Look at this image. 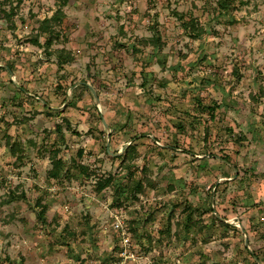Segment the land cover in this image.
<instances>
[{"label":"rangeland","instance_id":"1","mask_svg":"<svg viewBox=\"0 0 264 264\" xmlns=\"http://www.w3.org/2000/svg\"><path fill=\"white\" fill-rule=\"evenodd\" d=\"M57 9L46 48L41 23ZM216 102L213 115L199 105ZM73 159L93 173H67ZM131 176L152 184L117 206ZM255 253L264 264V0H0V264H257Z\"/></svg>","mask_w":264,"mask_h":264},{"label":"trees","instance_id":"2","mask_svg":"<svg viewBox=\"0 0 264 264\" xmlns=\"http://www.w3.org/2000/svg\"><path fill=\"white\" fill-rule=\"evenodd\" d=\"M230 4V0H221V5L223 7H227ZM64 11L62 9H57L52 16L47 17L45 19H43L42 23H41V31L42 32H48L49 35L46 38V48H49L52 45L53 39H54V32L55 30L53 29L54 25L61 20L62 16L64 15ZM185 25L188 28L190 34H192V36L194 37H199L204 33V27L202 25H199L196 17L191 16L188 19H186L185 21ZM32 40L34 43L36 44H40L39 41V35L36 34V36L32 37ZM57 55L60 59H64L65 61H70L73 59L72 56V51L70 49H66L65 47L59 48L57 49ZM199 105H202L205 110L210 111V113H212L215 110L216 107L220 106L221 103H214V104H204V103H200ZM18 148V145H14V151L15 148ZM134 145L129 144V146H127V148L125 149L124 153L126 154V156H133L134 152ZM82 150H80V155H82ZM60 153V147H54L52 149L51 152V161H52V167L49 169L48 171V176L50 178H56L59 179L61 178V174H62V170L64 168L65 165V160L63 159L62 156L59 155ZM124 157V156H123ZM126 166H128L129 168L131 167V164H127ZM73 167H77L79 168V170L83 173H85V175H91L93 172L89 171L88 168L83 164L80 163L79 161L73 159L72 163L70 165H68V167L66 168V172H70L71 169ZM115 181V176L113 175H109V176H105V177H98L97 179V188L99 190L103 189L104 187L112 184ZM129 184L125 185V183L123 181H118L117 182V187L115 188V192H114V201L113 203L116 204L117 206H121L123 204V202L125 200L128 199H137L139 198V193H142L145 191L146 185L147 184H152V179L150 177H146L144 180L142 178H135L133 176L130 177L129 179ZM18 197V195H16V193H12L10 194V200L14 199ZM38 204H41V201H38ZM186 216L183 219L181 225H183V229L187 230V232L190 230V225L188 223L189 218L192 216V211L195 208V206L192 205V203H187L186 205ZM47 209V208H46ZM209 210H214L213 206H209L208 207ZM206 209V210H208ZM45 208H42L41 210L38 211V217L42 220H45ZM171 216H169L170 221L168 222L166 228L164 229L165 233L170 234L171 230H172V223H171ZM47 220V219H46ZM137 220H134L132 222H135ZM198 222V221H197ZM195 222V223H197ZM213 222H218L224 225H228V222L224 221L221 217L217 216L214 214L213 216ZM200 224V222H199ZM130 228L132 230H135V226H131ZM253 252V251H251ZM254 253V252H253ZM255 257H256V261L257 264L259 261V256L255 253ZM11 264H22L21 262H17L15 260L11 261Z\"/></svg>","mask_w":264,"mask_h":264},{"label":"water","instance_id":"3","mask_svg":"<svg viewBox=\"0 0 264 264\" xmlns=\"http://www.w3.org/2000/svg\"><path fill=\"white\" fill-rule=\"evenodd\" d=\"M92 87V89H93V91H94V93H95V95L97 96V94H96V91H95V88L93 87V86H91ZM97 100H99V98L97 97ZM104 122H105V120H104ZM106 123V122H105ZM106 125H108V124H106ZM108 144H109V142H108Z\"/></svg>","mask_w":264,"mask_h":264}]
</instances>
